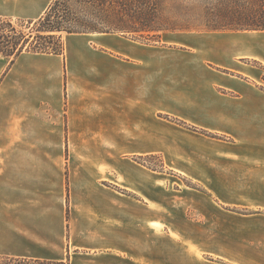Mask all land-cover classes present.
Segmentation results:
<instances>
[{"label": "crops", "instance_id": "obj_1", "mask_svg": "<svg viewBox=\"0 0 264 264\" xmlns=\"http://www.w3.org/2000/svg\"><path fill=\"white\" fill-rule=\"evenodd\" d=\"M208 32L166 76L111 33L0 53V261L264 264V30ZM158 156L177 186L137 159Z\"/></svg>", "mask_w": 264, "mask_h": 264}, {"label": "trees", "instance_id": "obj_2", "mask_svg": "<svg viewBox=\"0 0 264 264\" xmlns=\"http://www.w3.org/2000/svg\"><path fill=\"white\" fill-rule=\"evenodd\" d=\"M158 2L160 0H53L38 20L27 21L36 26L37 34L19 31L12 19L0 17V53L12 63L24 51L62 54L65 47L62 34L126 33L130 31L128 18L137 23L148 21ZM218 13L226 17H243L248 11H244L238 1H233L223 2ZM257 15L254 23L231 22L210 29L264 30V14ZM10 260L2 259L0 264Z\"/></svg>", "mask_w": 264, "mask_h": 264}, {"label": "rangeland", "instance_id": "obj_3", "mask_svg": "<svg viewBox=\"0 0 264 264\" xmlns=\"http://www.w3.org/2000/svg\"><path fill=\"white\" fill-rule=\"evenodd\" d=\"M238 1L241 8L244 11H248V14L239 16H222L218 13V8L223 2ZM156 11L150 17L148 21H142L137 23L131 18H128L129 32L126 33H111L116 38L125 37V41L131 44L133 47L138 46H157L162 48L163 60H164V76L168 70L166 64L172 61H184L186 60L187 42L189 38L199 39L203 36L207 37L208 31H214L210 28L217 25L234 23H254L257 21L258 15L264 14V0H160L157 3ZM6 18V17H3ZM12 19V18H10ZM38 20V19H37ZM261 20V19H258ZM15 27L26 34L34 32L37 34V28L34 24H27L24 19H12ZM264 22V21H263ZM147 26V28L144 27ZM78 38L83 40L82 43L89 44L88 42L96 38L92 35H76V34H62V40L64 42V51L66 52V45L71 42L72 39ZM209 40V38H208ZM197 42V41H196ZM211 44V43H209ZM27 52V51H24ZM23 52V53H24ZM33 53V52H31ZM3 55V54H2ZM4 56V55H3ZM6 57V56H4ZM7 58V57H6ZM18 58V57H17ZM12 64V60L7 58ZM16 60V59H15ZM167 118V116L165 117ZM170 119V118H169ZM176 123L185 126V123L179 120L172 119ZM139 161H147V165L156 168L165 174L168 179V186H177V178L179 175L168 169L164 163V159L161 156L157 158H137ZM185 185H192V182L183 179ZM5 264H39L36 262L28 261H7Z\"/></svg>", "mask_w": 264, "mask_h": 264}]
</instances>
